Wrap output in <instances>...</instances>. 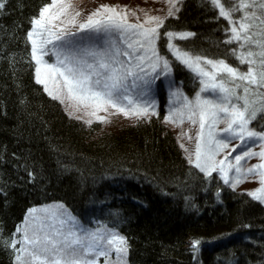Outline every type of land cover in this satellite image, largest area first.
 I'll return each instance as SVG.
<instances>
[{"label":"trees","instance_id":"obj_1","mask_svg":"<svg viewBox=\"0 0 264 264\" xmlns=\"http://www.w3.org/2000/svg\"><path fill=\"white\" fill-rule=\"evenodd\" d=\"M50 3L0 0V264H17L9 246L16 229L33 206L54 201L116 228L130 264H264V203L189 162L166 119L164 78L154 85L155 111L113 130L71 116L37 82L27 34ZM177 7L164 17L158 45L180 96L193 97L196 78L174 59L164 33L192 32L175 44L232 65L235 45L224 43L227 21L207 0ZM252 123L264 129V114Z\"/></svg>","mask_w":264,"mask_h":264},{"label":"snow or ice","instance_id":"obj_2","mask_svg":"<svg viewBox=\"0 0 264 264\" xmlns=\"http://www.w3.org/2000/svg\"><path fill=\"white\" fill-rule=\"evenodd\" d=\"M207 2L217 10L219 18L228 21V35L224 43L238 45L231 49L232 55L247 68L246 71H240L226 60L193 55L172 42L173 39L187 40L194 35L192 32L164 33L168 40L167 48L177 61L194 74L201 85L193 100L183 98L186 118L193 124L198 120L200 129L195 150L189 153V162L208 176L219 170L226 184L230 183L229 172L236 173L239 178L231 181L233 188L247 179L249 174L256 176L259 186L254 190H247L246 194L251 199L264 203V145L259 152L242 148L249 140L253 143L257 139L264 140V132L250 130L248 127L258 114H264V0ZM167 3V16H174L179 11L177 4L180 0H167ZM70 7L63 0H52V3L40 10L38 18L32 20L33 29L27 34L32 45V59L38 65L41 64V58L46 54L45 46L54 45L57 48V65L44 64L47 78L53 79L57 84L62 81L69 99L90 104L94 110L88 114L97 120L105 119L98 116L97 112H108L109 108L126 117L147 116L151 105L139 103L138 100L147 96L153 80L171 72L169 61L160 56L156 49L164 18L145 12L144 21L133 24L127 20V9L121 13L115 6L101 5L83 23L78 24L76 32H71L66 30L62 21L59 25L54 23L67 15ZM57 8V11L52 12V9ZM234 13H239L238 18L234 19ZM132 14L135 15V11ZM79 15L76 12L71 16L68 24L75 25ZM52 28H56L55 33ZM77 32L88 34L78 37ZM44 33L51 39L38 43L34 37ZM128 33L130 36L126 35ZM36 72L37 82L46 85V79L39 75V67ZM169 83L171 86L176 81L171 80ZM237 89H240L239 94ZM45 90L48 91V88L45 87ZM201 93L208 95L202 96ZM48 94L53 95V92L48 91ZM177 95L179 93H173V96ZM54 98L59 99V93ZM180 117L179 122L182 123L185 118L183 111L180 112ZM166 119L171 120L172 117ZM88 123L92 121L89 120ZM217 124L224 125L220 129L226 134L222 139H213L212 130ZM206 127L209 128L207 141L204 139ZM234 139H239L241 143L233 146L225 159L217 162L215 155L228 150ZM237 148H241L242 154L233 157L235 163H229L226 171L225 162ZM253 156L260 157L262 162L243 169L241 162ZM35 211L31 209L30 215ZM67 222L61 221V228ZM16 231L23 233V239L11 240L9 246L16 249L18 243L24 245L22 249H18L20 254L16 257L21 264L25 256L28 264H98L97 259L89 258L90 253L94 257H105V264H109L110 254L115 253L117 264H124L128 252L126 239L113 232H108L106 236L98 233L83 236L71 228L62 231L43 222L31 236L21 227ZM87 239L91 243H87ZM101 240L103 243H100ZM199 244L200 241L196 240L191 246L195 249Z\"/></svg>","mask_w":264,"mask_h":264},{"label":"rangeland","instance_id":"obj_3","mask_svg":"<svg viewBox=\"0 0 264 264\" xmlns=\"http://www.w3.org/2000/svg\"><path fill=\"white\" fill-rule=\"evenodd\" d=\"M63 3L71 5V7L69 8V12L67 15L62 16L61 20L54 21V23L59 25L61 24V21H62L63 25L66 26V30L71 31V32H76L78 24L83 23L87 19V17L93 11L98 9L101 5L115 6L117 10L120 11L121 13H123L125 9H127L128 11L127 20L129 23H133V24L143 22L145 19V12H147L148 15L160 16L164 18L169 8V4L167 3V0H63ZM57 10L58 8L52 9V12H55ZM133 11H135V15L132 14ZM76 12L80 13V15L76 17V24L75 25L68 24V19H70L71 16H73ZM238 16H239V13H234V19L238 18ZM36 18H38V16ZM227 24H228V21H227ZM52 31L55 33L56 28H52ZM87 34H88L87 32H77L78 37L86 36ZM126 35L130 36V33ZM34 38L37 39L38 43H40L42 40H45V39H51V37H49L47 33H44L42 36L34 37ZM173 43L174 44L176 43L175 39H173ZM234 45L235 47L238 46L236 43H234ZM121 47H123V45H121ZM156 49L159 55L167 59L169 61V64L171 65L170 58L167 57L166 54H163L160 51L158 40L156 41ZM44 50L46 54L42 56L41 64L38 65L35 61L36 67H39L41 69V72L39 73L40 77L42 79H46V85H43L44 88L47 87L48 91H52L53 96H56L59 93V100H61V102L63 101L62 104L64 108L67 109L68 113L71 116L73 115L81 120L83 119L86 121L91 120L92 122L97 120L94 116H91L88 114L94 110V108L90 104H81L75 99H69L66 89L63 88L62 81H60V83L57 84L56 81H54L53 79L47 78L46 76L47 70L44 68V64L57 65V55H56L57 48L54 45L49 44L45 46ZM190 53L193 55H196L192 52ZM196 56H199V55H196ZM200 56L204 57L202 55ZM173 57L174 59H176L174 55ZM214 60H218V59H214ZM226 62L229 63L228 61ZM230 65L233 67H238L240 71H246V68H247L246 65L240 64L238 60L236 62V65L235 64L233 65L230 64ZM157 71H159V69H157ZM36 77H37V72H36ZM159 78H164L165 83H167L169 87V92L171 94V97L169 98L170 106L168 107L169 108L168 113L170 111L169 116L172 117V119L169 120L171 123L170 125L171 127L174 128L175 132L180 138L181 145H183V148L186 151V155L189 158V153H192L195 150V146L197 142V133L200 131V129H199L198 120H197V123L193 124L186 118L187 111L183 109V98H187L188 100H193L196 94L193 97H185V96L181 97L180 94L177 96H173V93H178V90L175 84L170 86L169 82L173 80L172 72H170V74L167 76L161 75ZM158 79L153 80L152 84L149 87L147 96L144 99L138 100L139 103H142V104L146 103V104L151 105L149 109V113L154 112L155 109L157 108L156 107L157 101H156V97L153 91L155 88L154 87L155 82ZM196 82L198 84V89L196 91L197 93L200 91L201 85L198 79H196ZM236 91L238 94L240 93V89H237ZM201 95L207 96L208 94L201 93ZM181 111L184 112V117H185L183 118L182 123L179 122L181 119L180 117ZM97 115L101 117H105V119L98 120V121H101L103 123V128L108 129V130H113L116 128V126L127 124L128 122L135 121L136 119L135 116L126 117L122 113H116V110L111 109V108H109L108 112H104L100 110L97 112ZM173 120L175 122H173ZM223 127H224L223 124H217L215 126V129L212 130L213 139H222L226 135L225 133L220 131V129ZM248 127L250 130H254L257 132H264V129L255 128L252 122L248 125ZM208 133H209V128L206 127L204 129L205 141H207L209 138ZM240 143L241 142L239 141V139L232 140L230 143L229 149L223 152L217 153L215 155V160L219 162L220 160L225 159V157L228 154V151L233 146L238 145ZM262 145H264V140L257 139L254 143L251 140H249L247 142V145H242V148H245V149L250 148V150L252 151L259 152L261 150ZM236 154H242L241 148H237L236 152L232 153V156L228 157V159L226 160L225 165H224V168L226 171L228 170L229 163H233V164L235 163L233 157ZM261 162L262 161L260 157L253 156V157H249L246 160L242 161L241 167L243 169H247ZM216 172L219 173L223 177L222 173L219 170L213 171L212 173H216ZM229 177H230V183L232 180L239 178L237 174L234 172H229ZM236 186H241V188L247 189V190H254L259 186V180L256 176L249 174L247 179H244L241 183L237 184ZM31 209H35L36 210L35 213H32L30 215V211H29L27 215L25 216L24 221L19 226L22 229H26L28 231L29 236H31L33 231L43 222L45 225H50L62 231H67L68 229L71 228L74 231H76L78 235H83V236H87V234H96V233H98L100 236H106L108 232H113V233H117L120 236L124 237V235L120 233L116 228L108 226L101 222L97 223V221H95L92 217L85 219L81 217L80 215L73 214L71 210L67 208L66 205L58 201L46 203V204L39 205V206H33ZM61 221H68V222L65 223L63 227L61 228V223H60ZM22 239H23V233L17 232L14 240L20 241ZM86 242L91 243V240L87 239ZM100 243H103V241L101 240ZM23 247H24L23 244H19V243L17 244L16 246L17 255L20 254L18 252V249H22ZM88 256L89 258L97 259L98 264H105V257L103 256L94 257V255L91 253L88 254ZM127 256H128V252H127ZM127 256L124 259V264H130L129 260L127 259ZM108 261H109V264H117L115 253L110 254V256L108 257ZM16 263L21 264V262H18L17 259H16ZM22 264H28V258L26 256L22 258Z\"/></svg>","mask_w":264,"mask_h":264}]
</instances>
